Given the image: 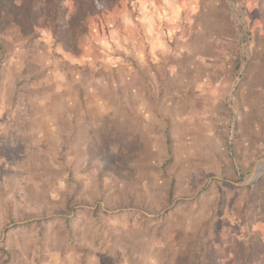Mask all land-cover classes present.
I'll use <instances>...</instances> for the list:
<instances>
[{
  "label": "rangeland",
  "instance_id": "1",
  "mask_svg": "<svg viewBox=\"0 0 264 264\" xmlns=\"http://www.w3.org/2000/svg\"><path fill=\"white\" fill-rule=\"evenodd\" d=\"M194 259L264 264V0L1 26L0 264Z\"/></svg>",
  "mask_w": 264,
  "mask_h": 264
},
{
  "label": "trees",
  "instance_id": "2",
  "mask_svg": "<svg viewBox=\"0 0 264 264\" xmlns=\"http://www.w3.org/2000/svg\"><path fill=\"white\" fill-rule=\"evenodd\" d=\"M120 0H0V27L14 26L23 37L48 29L64 52L77 54L88 21ZM70 3L67 7L66 4ZM190 264H197L194 259Z\"/></svg>",
  "mask_w": 264,
  "mask_h": 264
},
{
  "label": "water",
  "instance_id": "3",
  "mask_svg": "<svg viewBox=\"0 0 264 264\" xmlns=\"http://www.w3.org/2000/svg\"><path fill=\"white\" fill-rule=\"evenodd\" d=\"M259 176H260V175H256V177H254V176L249 177V178H247V181H250V180L254 181V180H256V178H258Z\"/></svg>",
  "mask_w": 264,
  "mask_h": 264
}]
</instances>
